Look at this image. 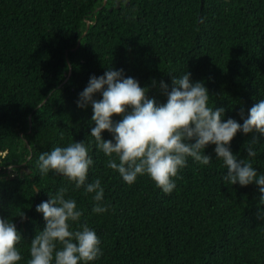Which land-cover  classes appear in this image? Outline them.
Returning a JSON list of instances; mask_svg holds the SVG:
<instances>
[{
	"label": "trees",
	"instance_id": "1",
	"mask_svg": "<svg viewBox=\"0 0 264 264\" xmlns=\"http://www.w3.org/2000/svg\"><path fill=\"white\" fill-rule=\"evenodd\" d=\"M108 67L149 86L160 102L158 82L171 86L188 71L225 119L239 120L241 108L264 99V0H0V216L21 232L20 264L44 226L35 206L60 188L102 241L94 264H264L261 194L255 185L224 184L214 145L205 149L210 165L189 158L171 194L148 176L128 185L107 167L89 134L91 107L75 101L90 75ZM252 138L237 133L233 153L247 160ZM256 138L253 166L264 173V137ZM73 140L89 148L88 180H101L106 213L92 212L93 194L39 172L42 152Z\"/></svg>",
	"mask_w": 264,
	"mask_h": 264
},
{
	"label": "clouds",
	"instance_id": "2",
	"mask_svg": "<svg viewBox=\"0 0 264 264\" xmlns=\"http://www.w3.org/2000/svg\"><path fill=\"white\" fill-rule=\"evenodd\" d=\"M152 86H157L155 79ZM158 91L166 97L164 102L150 97L149 86L142 87L122 68L108 67L102 75H90L75 103L80 109L91 107L89 134L108 157L107 167L128 185L136 183L140 176H148L162 193L171 194L189 158L200 165H210L213 157L205 149L214 145L215 159L225 169L221 177L224 184L255 185L264 202V173L253 166L256 134L264 137V99L254 103L247 113L241 108L237 120L225 119V108L211 105L208 88L202 81H193L188 71L173 76L171 86L161 79ZM105 130L110 139L104 138ZM237 133L253 135L244 148L247 160L231 149ZM93 164L84 140H73L42 152L37 167L41 175H60L75 189L93 194L92 212L99 215L110 206L105 202L101 180H88ZM40 190L34 186V192ZM66 193V188L53 195L47 193L48 199L35 206L43 216L44 226L30 241L27 264H94L103 254L96 230L81 223L83 211ZM17 216L22 221L28 219L22 211ZM259 217L264 219V213ZM22 238L12 218L0 216V264H20L23 256L18 245Z\"/></svg>",
	"mask_w": 264,
	"mask_h": 264
},
{
	"label": "water",
	"instance_id": "3",
	"mask_svg": "<svg viewBox=\"0 0 264 264\" xmlns=\"http://www.w3.org/2000/svg\"><path fill=\"white\" fill-rule=\"evenodd\" d=\"M88 26H89V23H88ZM88 26H87V27H88ZM79 44H80V41H78V44H77V47H76V48L79 47ZM30 124H31V122H30Z\"/></svg>",
	"mask_w": 264,
	"mask_h": 264
}]
</instances>
